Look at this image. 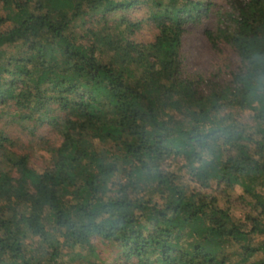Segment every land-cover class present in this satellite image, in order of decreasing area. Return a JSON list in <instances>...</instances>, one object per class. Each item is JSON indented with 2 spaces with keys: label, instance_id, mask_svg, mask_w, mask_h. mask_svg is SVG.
<instances>
[{
  "label": "trees",
  "instance_id": "1",
  "mask_svg": "<svg viewBox=\"0 0 264 264\" xmlns=\"http://www.w3.org/2000/svg\"><path fill=\"white\" fill-rule=\"evenodd\" d=\"M141 1L151 4L153 41L121 37L139 26L123 18L115 35L93 32L96 44L78 42L72 27L83 3L106 14ZM141 1L31 8L30 0H0V102L11 101L22 121L52 120L62 135L51 165L37 171L27 155L7 151L0 134V153L16 173L0 164V264H55L63 248L95 237L135 264H264V240L253 237L264 234V218H235L226 193L239 186L264 214V0L224 9L211 0ZM211 13L207 41L229 44L239 58L228 81L189 75L179 56L186 26ZM8 19L13 25L2 29ZM98 43L110 51L106 61ZM51 102L67 114L61 122L46 115ZM242 110L249 120L237 116ZM175 157L188 183L169 169ZM212 182L229 205L205 192Z\"/></svg>",
  "mask_w": 264,
  "mask_h": 264
},
{
  "label": "rangeland",
  "instance_id": "2",
  "mask_svg": "<svg viewBox=\"0 0 264 264\" xmlns=\"http://www.w3.org/2000/svg\"><path fill=\"white\" fill-rule=\"evenodd\" d=\"M141 1V0H140ZM148 1V0H147ZM150 1V0H149ZM148 1V2H149ZM217 4L218 9H224L228 7V3L233 0H211ZM47 0H30L31 8L35 3H42L47 5ZM89 6L83 3L80 12L77 15V20L73 23V31L76 37H80L78 42L85 45L94 43L96 44V35L93 36V32L99 34H112L115 35L119 30H115V24L119 19L125 18L129 22H139L138 28H132L128 33L124 30L121 34L125 40H133L138 43H148L153 41L158 34V29L152 23V20L148 18L151 4L142 2L129 8L126 11H114L111 13L102 14V11H89ZM70 9L67 16H70ZM10 13V10H1L2 14ZM12 13V12H11ZM13 25V20L8 19L2 24V29H7ZM215 14L211 13L208 18L203 19L200 25H187L186 30L182 36V43L180 46V59L182 61L183 69L191 76H202L203 78H211L221 81H228L231 78L233 71L239 67V58L229 44L221 42L216 47L207 41L204 36L203 28H215ZM123 27V26H121ZM123 29V28H121ZM101 53H98V57L106 61L110 56V51L106 45L102 43L97 44ZM135 75L142 74V67L136 69ZM49 111L46 113L48 116H55L58 122H61L66 117V113L60 111L56 103H49ZM240 119L249 120L251 112L246 110L236 113ZM50 117V118H51ZM60 127V125H59ZM0 134L9 138L5 143L7 151H13L17 154H25L28 159V166L42 171L52 163V159L55 156V149L60 145L62 141L61 132L58 129V125L52 124V120H35L28 119L27 121L20 120L18 111L11 101L4 103L0 102ZM89 141L90 137H85ZM96 142V141H94ZM106 144H108L106 142ZM96 146L98 144L95 143ZM0 159H2L1 167L5 171H10L11 175L16 173L10 168L9 164L4 162L5 157L0 153ZM169 169L175 172L180 178V181L188 183V173L184 167L182 159L175 157L169 159L167 162ZM192 187L194 184H191ZM220 185L212 182L210 188L206 189V193L217 195L220 198V204L223 206L230 203V210L232 215L238 219H244L245 214L249 213L256 215L262 221L264 214H260L257 209L252 206L253 200L247 194L243 193L242 189L234 185L232 188L226 189L229 203H225L226 196L221 197L219 188ZM0 206H7V200L5 197L0 196ZM20 207L25 208L20 204ZM6 209V208H4ZM12 211L6 210L7 214ZM254 242H260L264 240V234L253 236ZM29 242L30 239H26ZM36 241H31L30 247L35 246ZM235 249H231L230 253L233 254ZM36 248L30 249V254L38 255ZM261 255L257 254L254 260L258 259ZM237 260L233 255L231 261ZM55 264H135L132 260H125L123 255L119 251L116 244L112 242L103 241L97 237L91 240L90 245H83L67 250L66 247L62 249L61 257L55 262Z\"/></svg>",
  "mask_w": 264,
  "mask_h": 264
}]
</instances>
